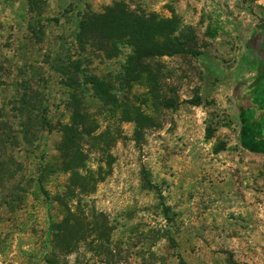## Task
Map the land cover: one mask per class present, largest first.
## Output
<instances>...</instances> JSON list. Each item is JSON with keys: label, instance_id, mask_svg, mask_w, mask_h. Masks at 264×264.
<instances>
[{"label": "rangeland", "instance_id": "obj_1", "mask_svg": "<svg viewBox=\"0 0 264 264\" xmlns=\"http://www.w3.org/2000/svg\"><path fill=\"white\" fill-rule=\"evenodd\" d=\"M116 2L176 17L197 55L128 76L124 42L79 50ZM0 264H264V0H0Z\"/></svg>", "mask_w": 264, "mask_h": 264}, {"label": "trees", "instance_id": "obj_2", "mask_svg": "<svg viewBox=\"0 0 264 264\" xmlns=\"http://www.w3.org/2000/svg\"><path fill=\"white\" fill-rule=\"evenodd\" d=\"M179 30L180 24L176 17L166 19L156 14L147 15L133 12L124 3L116 2L100 14L85 13L78 23L76 42L81 51H85L87 46L94 47L99 44V47L106 50L107 53L114 52L112 54H116L118 45L124 42L131 49L125 72L128 76H133L139 71L141 63L145 59L170 57L180 53H189L196 56V53L184 47L180 42L179 36L176 35ZM79 62L78 60L73 61L71 66L78 69ZM87 84L92 87L101 102L106 104L115 102L110 95L109 84L97 78L90 79ZM65 86L70 92L71 123L63 127L62 133L65 144H62L59 152L62 153L63 159H65L66 169L74 171L80 167L79 163H68L66 157L72 152V146L84 136H89L91 132L86 130L85 115L79 110L78 94L81 85L69 78ZM136 116L140 117V114L136 113ZM139 117L133 119L137 126L141 120ZM68 143L72 146L68 147ZM74 153L81 156L79 150ZM44 194L45 198L48 199V195Z\"/></svg>", "mask_w": 264, "mask_h": 264}]
</instances>
